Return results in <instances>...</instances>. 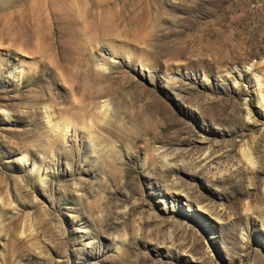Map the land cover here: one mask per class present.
<instances>
[{
  "label": "rangeland",
  "instance_id": "obj_1",
  "mask_svg": "<svg viewBox=\"0 0 264 264\" xmlns=\"http://www.w3.org/2000/svg\"><path fill=\"white\" fill-rule=\"evenodd\" d=\"M44 1L0 0V264H264V0H69L76 18L143 23L90 50L113 53L92 69L121 90L66 146L47 109L86 111L3 34Z\"/></svg>",
  "mask_w": 264,
  "mask_h": 264
},
{
  "label": "bare ground",
  "instance_id": "obj_2",
  "mask_svg": "<svg viewBox=\"0 0 264 264\" xmlns=\"http://www.w3.org/2000/svg\"><path fill=\"white\" fill-rule=\"evenodd\" d=\"M61 1L62 3L68 4L66 6L68 9L64 8L65 5L62 6V13H60V9H57L60 8L58 4ZM68 1L69 0H45L43 3H39V5L38 3L36 5L32 4L30 8L22 11V15L14 18L12 25H9L8 27L5 26L6 24L3 25V27L5 26L3 29L5 40H13L17 42L21 50L33 56V59L36 61V67L40 66L39 68L41 70L49 69L57 71L60 80L63 81L67 87L68 98L65 102H67L72 109L79 112L86 111V114L84 113L85 116L77 114L78 116H75L74 119L71 118V121L68 120V115L67 121H69V123H67L65 121L57 122V118L55 117L57 113L53 114L51 109H47L50 118L48 123L53 124L51 129L56 133L55 141H61V143H63L61 145L64 146H66L67 143L69 145H78V133H80V142H83L87 137L86 132H83V130L79 132L77 125L86 122L85 117H87L86 115L89 111L88 107L96 105L97 100H100L101 98L104 99L101 112L104 113V115L109 113L111 110L110 99H112V96L115 93H119L121 90L118 81L112 79V81L108 83V80L110 81V79L104 74H101L102 71L106 72L104 70L108 69L107 67L113 64L109 61L110 58L111 60H115L113 53L105 48H101L100 54H102V57L98 56V58L95 59L94 56L90 54V50H93L96 42L99 43L103 40L111 42L116 37H122V32H125L129 26H140L143 23L138 20V18L130 17L76 18L74 16L75 12L73 11L71 1H69V3ZM115 4V2H108L105 5L98 3L99 8L104 7L108 10L112 9L111 7ZM42 11H48L53 18H41ZM121 28L123 29L120 30ZM94 65H97L101 70L100 73V70L98 73L93 72L92 68ZM25 73L26 72L22 68L20 71L14 72L12 75L21 79ZM35 73L36 75L38 74V72ZM258 77L257 75L254 77V91L257 93L258 99L260 100L259 103L264 107L263 86H261L262 82ZM105 83H108V85L102 87ZM45 95L47 97L55 96L53 91H48ZM130 95L133 102H135L137 94L134 92L130 93ZM131 104L130 106H133V103ZM56 106L57 105L55 104V107ZM5 116L7 119H11L12 117L9 113H6ZM133 118H135V120H132L135 121L137 125L135 128H138L140 132L139 135H136L135 143L148 145L149 141L147 137L152 138L154 136L151 127L149 125L145 126L140 122L141 115L134 116ZM52 124L50 125L52 126ZM27 155L28 154H25L24 152L19 158V161L26 164L29 161ZM164 163L166 164V161H164ZM35 169L36 167L34 166L32 171H35Z\"/></svg>",
  "mask_w": 264,
  "mask_h": 264
}]
</instances>
